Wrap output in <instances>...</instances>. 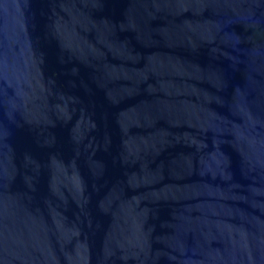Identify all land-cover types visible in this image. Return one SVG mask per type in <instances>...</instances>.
I'll return each instance as SVG.
<instances>
[{
  "label": "water",
  "instance_id": "obj_1",
  "mask_svg": "<svg viewBox=\"0 0 264 264\" xmlns=\"http://www.w3.org/2000/svg\"><path fill=\"white\" fill-rule=\"evenodd\" d=\"M0 264H264V0H0Z\"/></svg>",
  "mask_w": 264,
  "mask_h": 264
}]
</instances>
